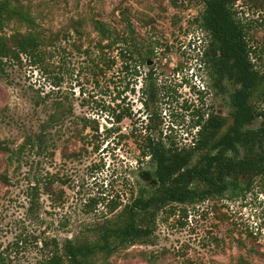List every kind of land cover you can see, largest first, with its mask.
<instances>
[{
    "label": "rangeland",
    "instance_id": "374dc122",
    "mask_svg": "<svg viewBox=\"0 0 264 264\" xmlns=\"http://www.w3.org/2000/svg\"><path fill=\"white\" fill-rule=\"evenodd\" d=\"M258 1L264 5V0ZM24 4L38 29L57 39L46 48L49 54L42 64L21 56L20 61L4 60L0 66V145L6 147L0 150V177L6 179H0L4 264L40 260L44 252L37 237L55 238L60 244L66 239H94L92 229L114 221L140 188L152 191L157 184L153 165L147 157L140 158L148 125H154L152 135L188 146L197 130L193 126L197 112H227L223 96L209 88L203 66L205 33L195 22L202 10L199 0H28ZM235 9L247 25L256 65L264 69V6L257 9L253 0H237ZM94 21L115 34L133 37L153 55L135 68L130 62L127 70L122 68L118 49L100 53L98 44L107 41L99 38ZM28 29L25 22H11L5 33ZM112 58L116 62L107 66L104 62ZM122 110L130 115L117 123L114 115ZM153 112L156 117L150 120ZM50 117L59 120L42 131ZM84 119L96 121L98 131L90 123L84 127ZM41 131L44 150L37 141L33 147L24 145L27 137ZM51 176L45 192L44 181ZM36 179L42 182L38 197L32 198ZM101 198L103 202L86 211L91 199ZM109 201L120 206L109 212ZM170 207L175 212L167 215ZM182 207L186 219L181 218ZM180 221L186 224L180 226ZM188 260L264 264V187L258 180L232 198L226 194L195 205L166 207L156 216L148 244L126 246L107 261L99 258L98 264H190Z\"/></svg>",
    "mask_w": 264,
    "mask_h": 264
},
{
    "label": "trees",
    "instance_id": "16d2710c",
    "mask_svg": "<svg viewBox=\"0 0 264 264\" xmlns=\"http://www.w3.org/2000/svg\"><path fill=\"white\" fill-rule=\"evenodd\" d=\"M26 1L0 0V66L4 60L20 61L21 56L32 63L42 64L49 54L46 48L53 46L57 39V35L38 29L35 18L24 4ZM199 1L202 10L195 22L205 33V42L201 46L202 62L209 88L223 96L226 114L197 112L193 125L197 130L188 146L152 135L150 131L154 130V125H148L140 145V158L147 157L153 165L152 175L157 183L154 189L149 192L140 188L114 221H105L92 229L94 239H66L60 244L55 238H35L44 252L35 264H98L99 258L107 261L121 248L136 243L148 244L155 229L156 216L172 204L195 205L223 198L226 194L232 198L250 190L254 180L264 187V108L261 107L264 105V69L254 60L256 50L249 44L247 25L237 15V0ZM253 5L257 9L264 6L258 0H253ZM11 22H25L29 29L7 35L5 28ZM93 25L101 41H107L105 45L98 44L100 53H112L118 49L122 68L127 70L130 63H134L135 68L136 64L153 55L152 49L143 50L131 36L115 34L99 21H94ZM127 27L129 33H133L129 24ZM108 62L114 64L116 61L112 58L104 62L110 66ZM53 84L59 86L58 82ZM143 104L148 108L146 101ZM129 115L122 110L114 116L118 123ZM153 116L156 117L154 112L149 115L150 120ZM58 120L50 117L42 131ZM84 122V127L90 123L92 129L98 131L96 121L84 119ZM42 131L35 137H27L24 145L33 147L37 141L38 148L44 150ZM4 149L6 147L0 145V150ZM0 179L6 182L3 177ZM52 179V176L45 179V192H49ZM41 182L34 180L32 198L38 197ZM103 200L91 199L86 211ZM109 203V212L120 206L118 201ZM174 212L175 208L170 207L167 215ZM180 212L181 218L186 219V209L182 207ZM185 222L180 221L179 225L184 226ZM187 262L191 264L190 260ZM0 264H4L2 254Z\"/></svg>",
    "mask_w": 264,
    "mask_h": 264
},
{
    "label": "water",
    "instance_id": "95a60500",
    "mask_svg": "<svg viewBox=\"0 0 264 264\" xmlns=\"http://www.w3.org/2000/svg\"><path fill=\"white\" fill-rule=\"evenodd\" d=\"M147 64H150V61H148Z\"/></svg>",
    "mask_w": 264,
    "mask_h": 264
}]
</instances>
